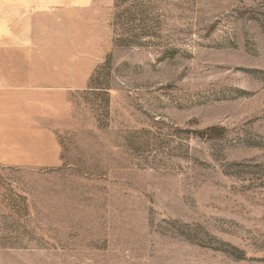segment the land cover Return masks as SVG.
<instances>
[{"label":"rangeland","instance_id":"obj_1","mask_svg":"<svg viewBox=\"0 0 264 264\" xmlns=\"http://www.w3.org/2000/svg\"><path fill=\"white\" fill-rule=\"evenodd\" d=\"M94 3L0 49L75 87L0 93V264H264V0Z\"/></svg>","mask_w":264,"mask_h":264},{"label":"crops","instance_id":"obj_2","mask_svg":"<svg viewBox=\"0 0 264 264\" xmlns=\"http://www.w3.org/2000/svg\"><path fill=\"white\" fill-rule=\"evenodd\" d=\"M95 0H0V49L10 47L24 50H37L51 47L49 40H37L38 35L48 34L52 27L60 30L68 28L77 30L80 27L99 25ZM11 18V19H10ZM15 19V21H13ZM15 24V26H13ZM15 27V29H12ZM42 34V35H41ZM45 37V36H43ZM14 43V44H10ZM3 77L0 78V93L11 91L15 95L22 91L23 96L56 95V92H42V90H72V84L57 86L50 80L41 81L35 75L18 79L17 84H9ZM83 89L87 86L89 75L82 77ZM41 91V92H40ZM9 94V93H8ZM60 94V93H57Z\"/></svg>","mask_w":264,"mask_h":264},{"label":"trees","instance_id":"obj_3","mask_svg":"<svg viewBox=\"0 0 264 264\" xmlns=\"http://www.w3.org/2000/svg\"><path fill=\"white\" fill-rule=\"evenodd\" d=\"M219 130L212 127V128H209V129H206L203 134L204 135H207V137H215V136H218L219 135Z\"/></svg>","mask_w":264,"mask_h":264}]
</instances>
